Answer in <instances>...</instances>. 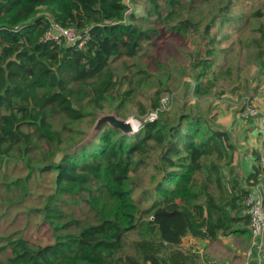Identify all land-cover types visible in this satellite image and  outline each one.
I'll list each match as a JSON object with an SVG mask.
<instances>
[{"label": "trees", "instance_id": "trees-1", "mask_svg": "<svg viewBox=\"0 0 264 264\" xmlns=\"http://www.w3.org/2000/svg\"><path fill=\"white\" fill-rule=\"evenodd\" d=\"M128 1L0 0V163L24 160L39 176L53 175L41 214L55 238L43 246L11 238L7 264H200L201 254L186 250L185 240L252 237L245 183L263 182L264 168L258 156L245 179L231 132L204 114L182 112L170 120L163 111L133 134L107 123L76 140L94 111L117 100L120 108L133 95L134 89L121 92L114 61L144 55L155 45L154 25L173 19L186 3L209 0H146L145 13H128ZM54 23L77 28V44L44 39ZM197 26L187 20L182 27ZM215 26L214 16L204 29L210 43ZM262 35L253 42L264 75ZM196 59L193 91L202 97L228 71L212 69H221L213 50ZM154 152L161 177L143 207L132 176Z\"/></svg>", "mask_w": 264, "mask_h": 264}, {"label": "rangeland", "instance_id": "rangeland-1", "mask_svg": "<svg viewBox=\"0 0 264 264\" xmlns=\"http://www.w3.org/2000/svg\"><path fill=\"white\" fill-rule=\"evenodd\" d=\"M128 5V13H145L147 9L146 0H129ZM214 16L216 26L211 33L216 35L217 41L215 38L210 43L208 36H204V29ZM228 17L232 23L222 24ZM187 20L197 24V28L185 31L182 26ZM177 26L182 28L173 30ZM154 27L157 29L155 45L147 48L144 55L120 58L113 63L114 71L122 80L121 92L134 89L133 95L128 96L120 108H117V100L106 102L103 111H94L96 115H89L79 125L76 140L86 138L87 134L93 132L97 119L111 113H118L120 118L135 121L141 127L149 113L156 109L154 104L160 106L162 95L168 94L170 105L163 112L165 117L174 120L182 112L202 113L214 126L231 132L237 153L240 146L246 151L243 132L246 126L250 127L253 123L242 117V109L246 104H253L264 112V75L259 72L258 49L253 42V39L263 36L264 0L186 3L173 19ZM226 35L229 37L226 38ZM209 50L214 51L215 64L221 67L214 64L212 69L217 73L225 70L228 74L217 75L219 78L212 84L210 93L199 97L193 91L194 63L196 58H206ZM68 148H71V143L67 145ZM64 153L58 152L54 160H60ZM156 155V152L152 153L151 159L144 162L132 176L134 197L141 200L143 207L151 204L152 190L161 177L155 169ZM33 166L32 171L24 160L0 163V264H7L11 248L5 246L11 238L23 237L31 246H43L55 241L53 230L41 214L44 199L52 191L53 175L39 176L34 163ZM11 187L12 190L8 192ZM9 197L12 202L8 201ZM135 236L133 233L130 237ZM224 241L227 239L212 245L222 247ZM207 255L203 254L201 259L217 262Z\"/></svg>", "mask_w": 264, "mask_h": 264}, {"label": "crops", "instance_id": "crops-1", "mask_svg": "<svg viewBox=\"0 0 264 264\" xmlns=\"http://www.w3.org/2000/svg\"><path fill=\"white\" fill-rule=\"evenodd\" d=\"M246 127L247 128H245L243 132L245 143L243 147L246 148V151H243L240 146L235 156V164L239 167L245 179L252 171L253 166L257 164L256 158L258 156L260 158L261 153L264 151V136L259 131L256 120L254 119L250 127ZM239 151L241 154H239ZM260 183H264V181ZM245 185L247 189L256 186L249 185L248 182H246ZM226 239L227 241L223 242V246L219 247L217 245H212L215 244V242L212 243L206 240L189 238L185 240V249L198 251L201 256L203 254H208L210 257L216 259L218 264H264V245L259 253L257 248L253 247V236L247 242L234 239L233 237ZM221 240L222 238L219 241Z\"/></svg>", "mask_w": 264, "mask_h": 264}, {"label": "built area", "instance_id": "built-area-1", "mask_svg": "<svg viewBox=\"0 0 264 264\" xmlns=\"http://www.w3.org/2000/svg\"><path fill=\"white\" fill-rule=\"evenodd\" d=\"M81 38L80 32L74 27H64L58 23H54L50 29L45 32L44 39L57 40L58 43L67 45H75ZM83 45V41L79 44ZM170 105V97L168 94H163L161 98V105L152 110L147 120L154 121L158 119L163 111H167ZM242 117L244 119L254 118L257 122L259 131L264 136V112L261 111L256 105L246 104L242 109ZM140 125L135 128L139 130ZM260 162L264 168V151L260 155ZM246 208L244 213L250 216L251 230L253 236V247L261 251L264 245V183H259L256 186L248 188V197L246 200ZM200 264H217L213 259H203Z\"/></svg>", "mask_w": 264, "mask_h": 264}, {"label": "water", "instance_id": "water-1", "mask_svg": "<svg viewBox=\"0 0 264 264\" xmlns=\"http://www.w3.org/2000/svg\"><path fill=\"white\" fill-rule=\"evenodd\" d=\"M110 124L115 128L121 129L124 133L133 134L137 132L133 126L132 121L118 117L116 114H107L97 119L93 133L101 129L105 124Z\"/></svg>", "mask_w": 264, "mask_h": 264}, {"label": "bare ground", "instance_id": "bare-ground-1", "mask_svg": "<svg viewBox=\"0 0 264 264\" xmlns=\"http://www.w3.org/2000/svg\"><path fill=\"white\" fill-rule=\"evenodd\" d=\"M132 123L135 128L138 126V124L136 125L135 121H132Z\"/></svg>", "mask_w": 264, "mask_h": 264}]
</instances>
